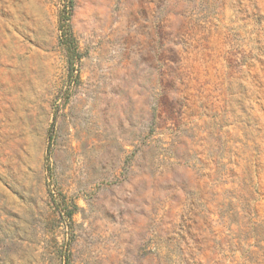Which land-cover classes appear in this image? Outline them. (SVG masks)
I'll list each match as a JSON object with an SVG mask.
<instances>
[{
  "label": "rangeland",
  "instance_id": "374dc122",
  "mask_svg": "<svg viewBox=\"0 0 264 264\" xmlns=\"http://www.w3.org/2000/svg\"><path fill=\"white\" fill-rule=\"evenodd\" d=\"M0 264H264V0H0Z\"/></svg>",
  "mask_w": 264,
  "mask_h": 264
},
{
  "label": "trees",
  "instance_id": "16d2710c",
  "mask_svg": "<svg viewBox=\"0 0 264 264\" xmlns=\"http://www.w3.org/2000/svg\"><path fill=\"white\" fill-rule=\"evenodd\" d=\"M60 21H61L63 24H66L65 22L67 21V17H66V18H61ZM60 26H61V29H62V30H63V29L65 30V28H66L67 25H65L64 27H63L62 25H60ZM160 258H161V257H160Z\"/></svg>",
  "mask_w": 264,
  "mask_h": 264
}]
</instances>
